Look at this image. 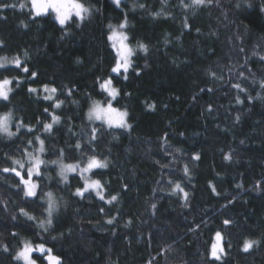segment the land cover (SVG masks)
<instances>
[{
    "label": "trees",
    "instance_id": "obj_1",
    "mask_svg": "<svg viewBox=\"0 0 264 264\" xmlns=\"http://www.w3.org/2000/svg\"><path fill=\"white\" fill-rule=\"evenodd\" d=\"M22 2L28 0H0L16 5L0 8V57L19 56L29 68H0V79L19 80L9 100H0L16 133L0 134V169L26 161L25 150L39 147L36 137L45 161L83 165L95 155L108 167L89 175L103 185V200L94 192L75 195L81 175L62 182L50 164L42 166L36 197L24 195L14 174L0 172V264H24L14 259L24 242L44 243L61 264H210L217 231L227 255L212 264H264V0L189 8L181 0H121L119 7L86 0L91 15L64 26L50 12L21 9ZM125 18L122 31L136 55L116 74L109 25ZM109 78L119 91L111 102L128 113L129 129L87 119L91 103L111 99L100 87ZM175 183L187 199L173 191ZM47 192L58 211L45 231ZM244 239L260 243L244 252ZM33 258L48 264L38 252Z\"/></svg>",
    "mask_w": 264,
    "mask_h": 264
},
{
    "label": "snow or ice",
    "instance_id": "obj_2",
    "mask_svg": "<svg viewBox=\"0 0 264 264\" xmlns=\"http://www.w3.org/2000/svg\"><path fill=\"white\" fill-rule=\"evenodd\" d=\"M246 0H241V3L237 4V7H241ZM113 3L119 7L121 0H113ZM213 0H191V3H185L184 0H181V5L184 8H189L192 6H206L211 5ZM30 6V14L34 13L35 16L46 15L49 10L56 14V20L59 22L61 26L66 25L72 17L75 16L80 20H84L87 16L92 13V6L88 5L82 0H28V3H20L19 7L21 9ZM16 7L13 4H0V8H9ZM139 7H144V5H139ZM188 25L185 23V27ZM127 27V19L118 25H109L111 29V33L108 37L109 40L113 41V48L115 49V66L112 68V72L116 74H120L123 70L124 73L128 71V69L132 66V57L136 55V50L129 47L126 41L128 40L127 35L122 31ZM139 49L143 51H147V47L144 44H139ZM27 56V52L24 53ZM264 60V57H261ZM14 65L16 69L23 71L24 73H29V68L26 64H24L19 56L13 57L9 59L8 57H0V68H5L7 70V66ZM30 75L35 77L37 74L35 72H31ZM215 76V73H212ZM243 75V72L240 73ZM127 78V77H125ZM220 78V77H218ZM19 84V80L17 78L9 79L8 77H3L0 79V100L8 101L10 98V94L13 92V85ZM112 78L104 80L100 87L108 93V96L111 97L110 100L106 101V106H102L99 102H95L92 107L89 109L87 118L89 121H102L106 123L109 127H117L129 129L131 127L127 122L128 113L126 111H121L115 108L111 102L112 99H115L117 95H119L118 89L112 86ZM261 88H264V81L260 82L259 85ZM233 87L239 89L241 92L246 91V89L242 88L239 83L234 84ZM30 92H35L36 89H29ZM45 91H48L47 86H45ZM51 91L53 93L56 92L55 88H52ZM252 99L251 96L248 97ZM45 99H52L50 96H46ZM60 101H56L54 107L60 106ZM237 103H243L242 100L237 98ZM47 111V109L45 110ZM53 122H57L59 120L58 116H52ZM12 124V113L8 112L5 114H0V134H6L11 137L16 133L11 130ZM20 127H23V124L20 123L17 127V132H19ZM45 130H51L52 124L48 123L44 125ZM32 131L31 128L28 129ZM96 129H92V139H95ZM36 140L39 142V148L35 149L33 152H29L25 150V155L27 156V160H12V166L5 167L0 169V172L4 173H12L15 177L18 178L17 187H21V190L24 192L26 197H36L37 196V188L38 182L34 179V177H40L42 175V165L46 166L47 164L57 165L60 169L59 175L67 180V173L76 172L79 170L81 177L84 179V186L82 188H78L76 190L75 195L83 196L84 192L89 189L95 190L96 194L100 197L101 200L104 199L102 195L103 185L99 180H93L89 176L85 175L86 173H90L93 169H103L108 167V162L106 160H100L95 155L89 156L86 164L82 167L80 163L76 164H65L62 159L45 161L41 158L40 153L44 152V141L39 137H36ZM32 144V141H29ZM77 148H80V145L77 144ZM62 155V153H61ZM226 159H230V156H226ZM27 165V166H26ZM185 174H187L188 169L185 166ZM170 183H172L170 181ZM179 190L183 193L185 199H187L188 193L184 192V189L181 187L179 183H175L173 187V191ZM46 204L47 207L44 209L47 213V217L45 220L40 222L41 227L51 226L53 224V219L55 214L58 211V202L54 198L52 192L45 193ZM117 197L115 195L111 196V199L108 203L115 201ZM155 208V204L152 205ZM21 214L28 216V218L35 219L33 216H29L28 213L21 208ZM115 218L109 219L107 223L112 224ZM230 221L225 220L224 224H229ZM45 231H47V227H45ZM260 241L252 240V239H244L242 251L248 252L254 246L258 245ZM4 251H8L7 247H4ZM38 252L43 255V258L48 261V264H61V257L58 255L52 254V249L47 248L44 243H40L38 245H32L29 242H24L23 246L19 248L14 256L16 260H22L24 264H37L36 259L33 258V253ZM227 255L223 237L221 232L217 231L215 234V241L211 243V247L208 251V259L210 264L216 261H223L224 256Z\"/></svg>",
    "mask_w": 264,
    "mask_h": 264
},
{
    "label": "rangeland",
    "instance_id": "obj_3",
    "mask_svg": "<svg viewBox=\"0 0 264 264\" xmlns=\"http://www.w3.org/2000/svg\"><path fill=\"white\" fill-rule=\"evenodd\" d=\"M49 12L50 13H52V14H54L55 16H56V14L54 13V12H52L51 10H49ZM48 12V13H49ZM73 17H75V16H73ZM58 22V21H57ZM59 23V22H58ZM126 43L128 44V42L126 41ZM128 46L129 47H131V48H133L132 46H130L129 44H128ZM134 49V48H133ZM112 86L114 87V85H113V83H112ZM44 92H46V93H48L49 95H52V91L50 90V89H48V91H45L44 90ZM112 100H114V99H112ZM95 103V102H94ZM94 103H91L90 104V106H89V108H88V111H89V109L92 107V105L94 104ZM102 106H106V104H104V103H102V102H99ZM116 108V107H115ZM118 109V108H117ZM120 110V109H119ZM121 111H125V110H121ZM87 114H88V112H87ZM88 119V118H87ZM89 121V120H88ZM89 122H91L92 124H95V123H97V122H102V121H89ZM127 122H128V119H127ZM103 123V122H102ZM105 126H107V127H109L106 123H103ZM109 128H117V127H109ZM40 146V145H39ZM39 148V147H38ZM43 155H44V152L43 153H40V156H41V158L43 157ZM43 159V158H42ZM64 162V161H63ZM65 164H76V163H67V162H64ZM86 164V163H85ZM51 166L53 165V164H50ZM27 166V165H26ZM43 166V165H42ZM41 166V167H42ZM82 167L84 166V164L83 165H81ZM53 168H54V171H55V174H56V176L62 181V182H67L68 180H69V177L71 176V175H74L75 173H78V174H80V172H79V170L78 171H76V172H69V173H67V180H64L60 175H59V171H60V169H59V167L57 166V165H53ZM97 169H100V168H97ZM93 170H95V169H93ZM92 170V171H93ZM91 171V172H92ZM90 172V173H91ZM43 173V172H42ZM90 173H86L85 175H87V176H89L90 175ZM81 175V174H80ZM41 177V176H40ZM47 177V179L48 180H50V178L51 177H49V175H47L46 176ZM38 177H34V179L38 182V179H37ZM38 189V188H37ZM86 192H94V193H96V191L95 190H92V189H89L88 191H86ZM86 192H84V193H86ZM102 193H103V190H102ZM54 196V195H53ZM54 198L56 199V197L54 196ZM46 199H47V197L45 198V201H46ZM57 200V199H56ZM57 202H58V200H57Z\"/></svg>",
    "mask_w": 264,
    "mask_h": 264
}]
</instances>
